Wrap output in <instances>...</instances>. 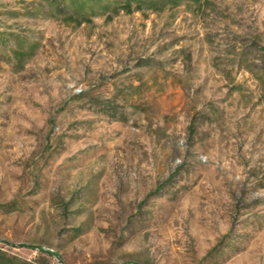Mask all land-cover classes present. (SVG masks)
<instances>
[{"label":"rangeland","instance_id":"1","mask_svg":"<svg viewBox=\"0 0 264 264\" xmlns=\"http://www.w3.org/2000/svg\"><path fill=\"white\" fill-rule=\"evenodd\" d=\"M0 264H264V0H0Z\"/></svg>","mask_w":264,"mask_h":264}]
</instances>
